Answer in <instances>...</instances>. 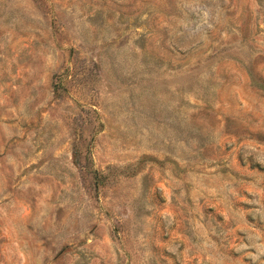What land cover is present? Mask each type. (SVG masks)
Here are the masks:
<instances>
[{
	"label": "rangeland",
	"instance_id": "1",
	"mask_svg": "<svg viewBox=\"0 0 264 264\" xmlns=\"http://www.w3.org/2000/svg\"><path fill=\"white\" fill-rule=\"evenodd\" d=\"M0 264H264V0H0Z\"/></svg>",
	"mask_w": 264,
	"mask_h": 264
}]
</instances>
